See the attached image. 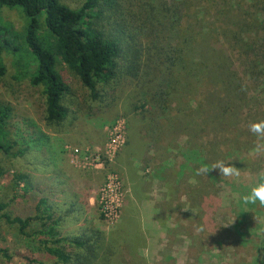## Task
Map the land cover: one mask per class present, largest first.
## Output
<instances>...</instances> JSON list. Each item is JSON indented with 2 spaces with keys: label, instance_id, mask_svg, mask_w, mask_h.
<instances>
[{
  "label": "trees",
  "instance_id": "obj_1",
  "mask_svg": "<svg viewBox=\"0 0 264 264\" xmlns=\"http://www.w3.org/2000/svg\"><path fill=\"white\" fill-rule=\"evenodd\" d=\"M137 1L138 13L124 14L120 0H82L76 8L63 0H0V9L18 8L24 16L23 44L8 27L0 25V78L5 75L1 57L5 44L14 57L15 81L28 79L31 87L39 89L46 126L57 132L67 114L64 99L70 94L57 70L59 60L93 101H99L106 87L113 88L111 84L124 78L131 85L127 119L137 117L139 109L148 114L156 109L157 138L166 133L189 137V147L180 152L184 162L179 172L187 170L199 182L197 189L191 188L189 200L201 218L216 223L224 213L211 203L220 172L212 169L202 175L206 179L201 184L195 170L217 161L243 169L257 144L264 147V141L249 131L251 123L264 120L263 99L256 98L264 95V0H236L238 4L232 0L231 17L209 30L201 28L197 14L190 15L187 0ZM195 3L194 10L200 12L203 0ZM40 22L45 32L39 31ZM129 28L145 39L142 46L134 44ZM29 55L36 66L34 61L28 64ZM11 117L12 107L1 102L0 158L14 159L24 152L16 151L17 144L8 138ZM161 120L165 122L159 123ZM36 134L32 141L45 144L46 134L38 129ZM137 152L135 147L132 153ZM260 159L249 164L257 175L255 183L235 186L239 216H264V206L245 204L241 199L264 172V158ZM6 174L9 172L0 163V178ZM7 185L10 194L0 200V224L15 231L19 245L29 254L0 246V264H40L31 255L35 253H42L51 264H117L122 229L117 238L107 239L95 228L79 226L89 208L87 199L70 202L67 214L79 233L66 236L61 231V216L45 197L34 195L41 190L29 175L13 173ZM195 192L201 199L198 203H194ZM20 200L27 204L15 212L13 206ZM239 238L241 246H249L251 239H244L243 234Z\"/></svg>",
  "mask_w": 264,
  "mask_h": 264
},
{
  "label": "rangeland",
  "instance_id": "obj_2",
  "mask_svg": "<svg viewBox=\"0 0 264 264\" xmlns=\"http://www.w3.org/2000/svg\"><path fill=\"white\" fill-rule=\"evenodd\" d=\"M120 1L124 14L138 13L137 0ZM187 1L190 15L197 14L201 28L209 30L216 22L229 19L233 12L229 8L239 0H203L200 12L194 10L198 6L195 0ZM63 2L76 8L82 0ZM23 17L18 8L0 9V25L8 27L22 44ZM39 31L45 32L41 22ZM128 32L134 35V44L142 46L145 39L133 30ZM1 57L5 75L0 78V103L12 107L8 138L17 144L16 151L24 152L14 159L0 158L2 168L9 172L0 178V200L10 194L7 183L11 174L29 175L41 190L34 195L48 200L61 216L62 233L69 236L79 233L78 225L72 224L73 218L67 214L73 204L70 202L87 199L89 208L79 226L95 228L107 239L117 238L122 229L121 243L116 247L117 264H264V216H239L235 187L255 183L257 175L249 164L264 158L263 146L249 153L252 158L239 169L240 177L219 175L211 203L224 213L211 224L199 216L189 200L191 188L197 189L199 182L187 170L179 172L184 162L180 152L189 147V137L166 133L168 136L157 138L156 109L152 114L139 109V116L127 119L131 85L124 78L111 84L113 88L106 87L99 101H93L59 60L57 70L69 85L70 94L64 99L67 114L57 132L46 126L39 89L31 87L28 79L15 81L14 57L5 44ZM33 61L29 55L28 64ZM32 71L28 69V73ZM256 98L263 99L264 104V95ZM37 129L48 137L45 144L32 141ZM135 147L138 152L133 155ZM199 179L202 184L206 176ZM193 198L194 203L201 201L196 192ZM22 204L27 203L20 200L13 210L16 212ZM201 227L203 230L198 231ZM242 234L244 239H251L247 247L240 245ZM17 237L14 230L0 224V246L29 254ZM31 255L37 256L40 264H51L42 253Z\"/></svg>",
  "mask_w": 264,
  "mask_h": 264
},
{
  "label": "clouds",
  "instance_id": "obj_3",
  "mask_svg": "<svg viewBox=\"0 0 264 264\" xmlns=\"http://www.w3.org/2000/svg\"><path fill=\"white\" fill-rule=\"evenodd\" d=\"M249 131L257 137L258 141H264V120L253 122L249 125ZM262 145L260 143L256 146V151H260ZM212 169H218L220 175L224 177H240L241 172L236 166L225 163L224 161H217L210 167L208 165H201L195 170L196 176L208 175ZM245 204H256L264 206V172L260 173L258 183L251 188L250 192L241 197ZM203 228H199L198 231H202Z\"/></svg>",
  "mask_w": 264,
  "mask_h": 264
},
{
  "label": "crops",
  "instance_id": "obj_4",
  "mask_svg": "<svg viewBox=\"0 0 264 264\" xmlns=\"http://www.w3.org/2000/svg\"><path fill=\"white\" fill-rule=\"evenodd\" d=\"M132 161H133V160H132ZM133 165H134V163H133ZM135 196L138 197L137 194H136Z\"/></svg>",
  "mask_w": 264,
  "mask_h": 264
},
{
  "label": "built area",
  "instance_id": "obj_5",
  "mask_svg": "<svg viewBox=\"0 0 264 264\" xmlns=\"http://www.w3.org/2000/svg\"><path fill=\"white\" fill-rule=\"evenodd\" d=\"M122 143H124V141H122Z\"/></svg>",
  "mask_w": 264,
  "mask_h": 264
}]
</instances>
